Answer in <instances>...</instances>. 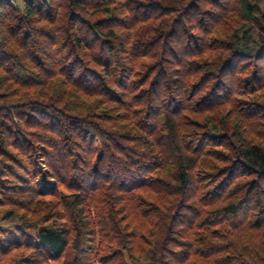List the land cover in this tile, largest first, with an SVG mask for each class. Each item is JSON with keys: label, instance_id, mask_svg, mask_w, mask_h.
<instances>
[{"label": "trees", "instance_id": "obj_1", "mask_svg": "<svg viewBox=\"0 0 264 264\" xmlns=\"http://www.w3.org/2000/svg\"><path fill=\"white\" fill-rule=\"evenodd\" d=\"M0 264H264V0H0Z\"/></svg>", "mask_w": 264, "mask_h": 264}, {"label": "rangeland", "instance_id": "obj_2", "mask_svg": "<svg viewBox=\"0 0 264 264\" xmlns=\"http://www.w3.org/2000/svg\"><path fill=\"white\" fill-rule=\"evenodd\" d=\"M25 0H16L15 6L21 8L24 5ZM9 223L3 222L0 220V227H7Z\"/></svg>", "mask_w": 264, "mask_h": 264}, {"label": "built area", "instance_id": "obj_3", "mask_svg": "<svg viewBox=\"0 0 264 264\" xmlns=\"http://www.w3.org/2000/svg\"><path fill=\"white\" fill-rule=\"evenodd\" d=\"M3 1H6V2L12 4V5H15V2H16V0H3Z\"/></svg>", "mask_w": 264, "mask_h": 264}]
</instances>
